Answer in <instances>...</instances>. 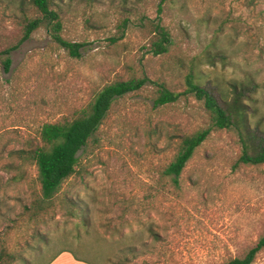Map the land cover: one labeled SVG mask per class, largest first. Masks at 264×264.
Masks as SVG:
<instances>
[{
    "label": "rangeland",
    "instance_id": "374dc122",
    "mask_svg": "<svg viewBox=\"0 0 264 264\" xmlns=\"http://www.w3.org/2000/svg\"><path fill=\"white\" fill-rule=\"evenodd\" d=\"M28 1L0 0V264H48L61 252L86 264L243 257L264 235V164L239 162L237 134L212 129L178 187L163 171L182 137L211 128L191 78L230 97L251 77L248 122L264 128V0H54L55 20L20 43L28 20L42 18ZM158 26L169 35L161 54ZM55 36L80 45L78 55ZM140 78L79 152L77 173L41 202L29 153L42 125ZM164 89L176 99L157 105ZM253 264H264V250Z\"/></svg>",
    "mask_w": 264,
    "mask_h": 264
},
{
    "label": "trees",
    "instance_id": "16d2710c",
    "mask_svg": "<svg viewBox=\"0 0 264 264\" xmlns=\"http://www.w3.org/2000/svg\"><path fill=\"white\" fill-rule=\"evenodd\" d=\"M28 3L42 18L28 20L20 43L28 40L31 33L37 30L43 22L51 23L56 18V13L51 9L54 0H29ZM52 30L56 34L59 32L58 21L52 26ZM157 31L160 37L153 43V48L155 54H161L167 50L169 35L160 26L157 27ZM55 37L72 55H78L80 45L70 44L58 36ZM15 49L17 46L4 52L3 66L6 72L11 64L9 54ZM145 83L146 78H140L108 84L95 95L90 104L72 117L42 125L36 136L37 148L29 153L37 171L41 202H50L55 199L63 184L77 173L80 166L79 152L96 133L113 102L128 93L140 90ZM188 86L197 100L203 102L211 120V128L182 137L178 151L165 167L163 175L170 178L174 186L178 187L179 178L187 163L195 151L207 140L212 129L228 130L237 134L241 147L239 157L241 164L250 166L264 164V128L260 121L254 125L248 122V116L253 113L246 102L252 99L258 89L254 80L248 76L245 81L233 86L230 97L221 94L217 88L202 85L196 78H191ZM175 99L176 96L173 93L164 89L160 91L155 103L165 105L174 102ZM263 250L264 235L243 257L223 264H253L257 255ZM55 258L53 257L51 261Z\"/></svg>",
    "mask_w": 264,
    "mask_h": 264
},
{
    "label": "crops",
    "instance_id": "0c3cea01",
    "mask_svg": "<svg viewBox=\"0 0 264 264\" xmlns=\"http://www.w3.org/2000/svg\"><path fill=\"white\" fill-rule=\"evenodd\" d=\"M49 264H86L83 261H79L69 252H61L56 258Z\"/></svg>",
    "mask_w": 264,
    "mask_h": 264
}]
</instances>
